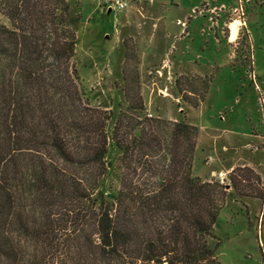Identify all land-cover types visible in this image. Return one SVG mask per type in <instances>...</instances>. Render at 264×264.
I'll use <instances>...</instances> for the list:
<instances>
[{"label": "trees", "instance_id": "trees-1", "mask_svg": "<svg viewBox=\"0 0 264 264\" xmlns=\"http://www.w3.org/2000/svg\"><path fill=\"white\" fill-rule=\"evenodd\" d=\"M0 14V264H220L228 190L193 174L195 124L145 113L132 38L113 120L86 95L70 0H0ZM110 146L121 153L112 202L99 189ZM230 181L264 201L251 167Z\"/></svg>", "mask_w": 264, "mask_h": 264}, {"label": "rangeland", "instance_id": "rangeland-1", "mask_svg": "<svg viewBox=\"0 0 264 264\" xmlns=\"http://www.w3.org/2000/svg\"><path fill=\"white\" fill-rule=\"evenodd\" d=\"M70 2L80 16L74 60L91 105L112 109L113 120L125 106L123 42L132 38L145 113L195 124L193 174L228 190L215 226L220 264H264V201L237 196L230 181L234 168L248 166L264 186V0ZM0 22L9 25L2 14ZM120 154L110 146L99 183L110 202Z\"/></svg>", "mask_w": 264, "mask_h": 264}, {"label": "bare ground", "instance_id": "bare-ground-1", "mask_svg": "<svg viewBox=\"0 0 264 264\" xmlns=\"http://www.w3.org/2000/svg\"><path fill=\"white\" fill-rule=\"evenodd\" d=\"M239 25H240V23L238 20H233L230 23V28H231L230 38H232V39L236 38Z\"/></svg>", "mask_w": 264, "mask_h": 264}, {"label": "crops", "instance_id": "crops-1", "mask_svg": "<svg viewBox=\"0 0 264 264\" xmlns=\"http://www.w3.org/2000/svg\"><path fill=\"white\" fill-rule=\"evenodd\" d=\"M238 33V32H237Z\"/></svg>", "mask_w": 264, "mask_h": 264}]
</instances>
